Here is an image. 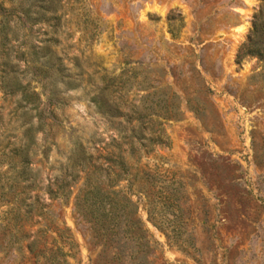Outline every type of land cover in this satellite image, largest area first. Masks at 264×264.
Here are the masks:
<instances>
[{"label":"rangeland","instance_id":"rangeland-1","mask_svg":"<svg viewBox=\"0 0 264 264\" xmlns=\"http://www.w3.org/2000/svg\"><path fill=\"white\" fill-rule=\"evenodd\" d=\"M22 3L30 5L0 0L16 9L0 15V264H264V61L237 57L254 23L264 21V2L56 0V12L33 25L18 19ZM45 46L77 86L59 83L66 100L54 107L59 124L38 130L34 94L46 109L48 92L31 53ZM13 77L25 92L5 87ZM107 84L121 111L114 118L89 102ZM135 109L146 114L142 126ZM140 127L163 143L137 141L131 131ZM76 137L93 157L73 178L67 165ZM110 153L126 157L130 184L101 187L130 199L146 247L114 229L102 251L76 214L87 173L99 179L93 165L104 170ZM61 179L67 196L53 200L49 188ZM56 231L70 236L71 249ZM59 251L67 255L53 258Z\"/></svg>","mask_w":264,"mask_h":264},{"label":"trees","instance_id":"trees-1","mask_svg":"<svg viewBox=\"0 0 264 264\" xmlns=\"http://www.w3.org/2000/svg\"><path fill=\"white\" fill-rule=\"evenodd\" d=\"M26 1L30 2L28 7H26L23 3L19 6L20 16L18 19L22 24L33 25L40 21L48 20V13L54 14L56 12V0ZM262 1L264 2V0ZM15 11L16 9L6 10L0 5V15L5 18L9 17ZM4 29L6 28L4 27ZM6 38L7 36L5 35L4 39ZM244 55H254L264 61V21L254 23L252 32L248 37V41L242 45L237 53L238 58ZM31 56H33L32 70L36 76H41L42 79L44 78L46 80V83H42V86L48 92L46 109H39L41 102L40 98H38V94H34L35 99L33 101L34 109L37 110L38 118V123L35 129L43 130L45 127H51L52 125L59 124L57 115L54 113V107L66 105V100L62 96V90L59 83L64 84L63 86L66 89L76 87L77 83L76 80L72 79L69 74L64 73L66 70L61 63V58L56 56L48 46L43 47L40 51L33 50ZM41 58L43 61H41ZM5 87L9 89L11 88V92L20 88L25 92V87L21 85L16 77L7 80ZM108 87L109 86L107 84L103 88L96 89L89 97V102L96 108L98 113L108 118H114L119 116L121 111L116 107L114 102L111 101L107 91ZM24 92H22V100L27 98V93ZM150 95H153V93L147 94L144 99ZM46 110H48V112H46ZM134 113L139 114L136 117V121H139L140 126H142V122L140 120L143 119L146 114L140 111V109H135ZM131 132V136L136 138L137 141L144 139L148 141V143H163L160 136L156 138H146L141 127L138 131L133 129ZM25 135L28 138L29 144H33L34 138L31 127L25 131ZM90 139L93 140V137ZM122 139L125 140L126 137H122ZM129 144L131 145V142H129ZM73 145L74 148L70 151V155L68 156L69 164L67 167L72 170L68 172V176L74 178L76 176L74 169L80 167L82 170H85L86 166L90 164V159H92L93 156L92 154L86 153L83 143L78 137H76ZM26 149H28V145L25 146L20 155L21 163L24 164L28 162ZM48 149V146H45L42 151L43 154H46ZM106 161L109 165L104 170H101V166L96 167L93 165L94 170L100 173L101 177H99V179L98 177L96 178L91 176V173H87L86 183L84 184L85 188L81 189L79 191V195L75 198L74 208L76 214L91 224L94 232V238H98L101 242L102 251L110 250L113 241L112 235L115 233L114 229L122 230L126 235V240L133 241L138 246L146 247L149 245V240L143 235L144 231L140 228V221L133 220L131 218L132 210H130V199L124 195L119 196L118 192L104 190L101 187V182H105L107 187H112L113 184L121 180H125L129 183L127 179L129 176L128 161L126 157L120 155V153L115 156L114 153L108 154ZM21 173L25 174V170L23 169ZM67 184L68 182L65 179H61L59 184L54 183V188H49L50 197L53 200L66 198L67 195L63 189ZM28 207L29 210H31L32 205H29ZM43 212L44 208L37 207L35 215L37 217H41L42 220L45 221L46 219ZM45 212L48 215H52L54 218V213L52 211L47 210ZM52 223L53 220L49 219V221L43 225V228L45 230H49V226ZM53 230H55V228ZM56 234L62 244L66 245L70 249L73 247L74 244L70 240V236H64L63 231H56ZM37 242L38 239L36 238L31 243V248H34ZM59 254H63L65 256L67 255L66 253H60L59 251L57 253H52V257L56 258ZM40 255L44 256V253L41 252Z\"/></svg>","mask_w":264,"mask_h":264}]
</instances>
